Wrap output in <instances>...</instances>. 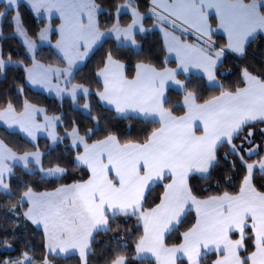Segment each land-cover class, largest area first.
I'll return each mask as SVG.
<instances>
[{
  "label": "snow or ice",
  "instance_id": "obj_1",
  "mask_svg": "<svg viewBox=\"0 0 264 264\" xmlns=\"http://www.w3.org/2000/svg\"><path fill=\"white\" fill-rule=\"evenodd\" d=\"M0 85V264H264V0H0Z\"/></svg>",
  "mask_w": 264,
  "mask_h": 264
},
{
  "label": "trees",
  "instance_id": "obj_2",
  "mask_svg": "<svg viewBox=\"0 0 264 264\" xmlns=\"http://www.w3.org/2000/svg\"><path fill=\"white\" fill-rule=\"evenodd\" d=\"M25 14L28 15L27 11H26ZM153 43H155V41H153ZM231 66H232L231 63H229V64L226 65L225 67H226V69H227V68H230ZM91 67H92V65L89 64V65H88V69L90 70ZM85 74H86V73H82L81 75H85ZM3 87H4V85H0V89H2ZM28 95H29V97H30L31 99L34 100V102H39V103L41 104V106L48 107V108H50V109L53 110V111H59V109H58V105H57V100L55 99L54 96H49V95H47V94H42V95H41V94H37V93H34V92H29ZM67 108H68V104H67V102H66V103H65V109H67ZM2 134H3V133H2V129H0V135H2ZM17 139H18V137H17ZM40 143H41V146H42V147H43L44 144L46 143V141L44 140L43 137H41V141H40ZM42 183H43V182H42ZM41 190H44L43 186H42ZM2 211H3V209L0 208V214H2ZM28 231H29V236H28L29 239H38V237H32V236H31V229H29ZM104 240H105L104 237H100V238H99V245H98V247H102V246H103V244H104Z\"/></svg>",
  "mask_w": 264,
  "mask_h": 264
},
{
  "label": "rangeland",
  "instance_id": "obj_3",
  "mask_svg": "<svg viewBox=\"0 0 264 264\" xmlns=\"http://www.w3.org/2000/svg\"><path fill=\"white\" fill-rule=\"evenodd\" d=\"M41 148L43 149V147L41 146Z\"/></svg>",
  "mask_w": 264,
  "mask_h": 264
}]
</instances>
